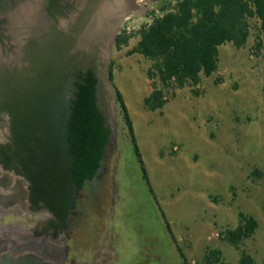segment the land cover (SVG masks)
Listing matches in <instances>:
<instances>
[{
  "label": "rangeland",
  "instance_id": "374dc122",
  "mask_svg": "<svg viewBox=\"0 0 264 264\" xmlns=\"http://www.w3.org/2000/svg\"><path fill=\"white\" fill-rule=\"evenodd\" d=\"M177 1L125 0L120 30H138L162 14L163 4ZM6 17L0 64L21 65L23 44L44 27L42 2L28 0ZM250 23L245 46H220L217 72L202 75L197 87L167 88L168 102L155 111L145 105L153 62L129 53L138 36L121 49L105 39L79 46L88 48V61L98 71L100 104L112 130L102 169L79 192L72 240L79 259L94 262L102 247L104 264H185L180 247L189 263L205 264L211 247L222 250L225 263L239 264L240 252L219 233L236 227L243 212L259 222L245 249L256 264H264V33L257 19ZM155 81L162 87L159 78ZM117 89L143 165L116 102ZM7 133L0 122V137ZM24 221L6 217L3 222ZM112 250L115 256L108 260Z\"/></svg>",
  "mask_w": 264,
  "mask_h": 264
},
{
  "label": "trees",
  "instance_id": "16d2710c",
  "mask_svg": "<svg viewBox=\"0 0 264 264\" xmlns=\"http://www.w3.org/2000/svg\"><path fill=\"white\" fill-rule=\"evenodd\" d=\"M60 1L48 0L51 15L53 9H59ZM3 2L0 0V5ZM160 10L162 14L154 15L136 31L119 30L115 39V46L121 49L138 36L129 53L153 62L147 70L152 91L145 98L146 107L153 111L168 102L167 88L197 87L202 75L217 72L221 45L245 46L251 19L259 21L264 33V0H178L163 4ZM4 21L0 19V25ZM75 41L76 37L53 25L46 34L28 42L25 66L10 69L0 65V113L9 115L12 134L7 145H0V163L28 179L34 209L46 207L57 218H64L69 208L77 206L79 192L98 175L112 134L100 104L98 71L86 53H72ZM113 78L111 67L110 80ZM116 102L143 165L133 121L118 89ZM239 217L238 225L221 230L219 237L240 252L239 264H256L245 241L255 235L259 222L243 212ZM178 249L184 263L191 264ZM222 257L221 249L207 247L204 262L228 264Z\"/></svg>",
  "mask_w": 264,
  "mask_h": 264
},
{
  "label": "flooded vegetation",
  "instance_id": "af4514ba",
  "mask_svg": "<svg viewBox=\"0 0 264 264\" xmlns=\"http://www.w3.org/2000/svg\"><path fill=\"white\" fill-rule=\"evenodd\" d=\"M3 2L0 5V19H7L8 13L28 0H14ZM105 0H61L58 10L54 15L47 11L48 0H41L42 12L45 15V24L39 33L27 38L21 48V65L9 66L13 69L23 67L25 61V47L32 38H39L50 31L53 25L60 31L76 37L72 53L83 51L88 55V48H79L80 38L90 23L93 15ZM14 4V6H13ZM61 19L67 21L66 26H61ZM5 22V21H4ZM0 34L5 39V23L0 25ZM117 36V35H116ZM116 37L114 38L115 42ZM100 95V87H99ZM10 117L6 112L0 113V122L6 124L8 133L0 137V145L10 142ZM106 155V154H105ZM105 156L103 157V161ZM103 166V163H102ZM102 169V167H101ZM100 169V170H101ZM27 184V185H26ZM30 182L18 174L15 169H6L0 163V264H104L105 250L100 247L95 254L94 262L79 259L78 253L72 243L73 225L78 224V204L69 208L64 218L57 216L46 207L34 209L30 199ZM6 217L23 218L22 223H4ZM108 260L113 259L115 251L112 250Z\"/></svg>",
  "mask_w": 264,
  "mask_h": 264
},
{
  "label": "water",
  "instance_id": "95a60500",
  "mask_svg": "<svg viewBox=\"0 0 264 264\" xmlns=\"http://www.w3.org/2000/svg\"><path fill=\"white\" fill-rule=\"evenodd\" d=\"M125 0H105L97 12L93 15L90 23L80 38L81 44L90 43L100 39H105L108 46L114 42V38L119 33L121 22L125 14ZM111 9L115 13H110ZM20 264H25L21 262ZM31 264H34L32 262ZM44 264V263H40Z\"/></svg>",
  "mask_w": 264,
  "mask_h": 264
},
{
  "label": "bare ground",
  "instance_id": "6f19581e",
  "mask_svg": "<svg viewBox=\"0 0 264 264\" xmlns=\"http://www.w3.org/2000/svg\"><path fill=\"white\" fill-rule=\"evenodd\" d=\"M110 11H111L110 13H112V14L116 12V11H115V10H113V9H111Z\"/></svg>",
  "mask_w": 264,
  "mask_h": 264
},
{
  "label": "crops",
  "instance_id": "0c3cea01",
  "mask_svg": "<svg viewBox=\"0 0 264 264\" xmlns=\"http://www.w3.org/2000/svg\"><path fill=\"white\" fill-rule=\"evenodd\" d=\"M27 185V184H26Z\"/></svg>",
  "mask_w": 264,
  "mask_h": 264
}]
</instances>
